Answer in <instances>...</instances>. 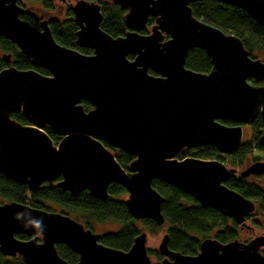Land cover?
<instances>
[{"label": "water", "instance_id": "95a60500", "mask_svg": "<svg viewBox=\"0 0 264 264\" xmlns=\"http://www.w3.org/2000/svg\"><path fill=\"white\" fill-rule=\"evenodd\" d=\"M22 1L0 0V37L48 75L14 66L0 71V175L32 193L49 184L72 196L87 191L101 201L116 184L126 191L124 204L134 220L162 226L164 197L153 187L159 181L243 226L255 207L226 187L235 170L177 156L199 147L236 151L242 127L220 121L251 125L259 116L264 130V86L248 83L264 81V62L252 58L239 38L196 19L189 5L222 3L264 27V0H106L125 11L127 31L117 38L101 29L99 3L68 0L76 46L90 49L88 55L56 43L46 19L38 28L22 19L29 12ZM149 18L154 24L143 34ZM193 49L206 52L208 73L186 68ZM3 58L9 63L8 54ZM81 101L92 109L86 112ZM12 114H21L28 125ZM45 128L60 138L57 144ZM104 143L133 157L127 169ZM240 174H264V165L253 163ZM146 243L140 232L127 251L117 250L66 214L0 204V254L19 256L25 264H68L57 244L77 255L75 264H264V233L247 243L206 238L195 255L169 250L165 233L159 261L150 259Z\"/></svg>", "mask_w": 264, "mask_h": 264}, {"label": "trees", "instance_id": "16d2710c", "mask_svg": "<svg viewBox=\"0 0 264 264\" xmlns=\"http://www.w3.org/2000/svg\"><path fill=\"white\" fill-rule=\"evenodd\" d=\"M99 3L102 6L101 29L113 38L123 36L126 33L123 16L125 11L106 0H88ZM21 3L29 4L34 9L32 12L21 18L38 28L39 18L33 12L53 15L48 17V27L53 39L60 46L74 49L82 54H91L90 49L78 48L76 46L77 26L73 22V15L70 8L61 9L55 0H23ZM22 4V5H23ZM192 15L206 24L218 28L226 34L234 35L243 43L245 49L252 58L260 59L264 56V27L257 25L244 11L239 8L230 7L213 1L194 2L190 5ZM60 9V11H59ZM63 17V18H61ZM154 24L152 18L148 19V26ZM5 54L10 56L7 63L3 58ZM133 56H129L132 59ZM264 62V59H260ZM8 66H14L18 70L34 69L42 75L48 72L40 67H33L28 58L22 55L18 48L10 41L0 37V71ZM186 68L199 72L208 73L211 70L210 59L202 49H193L188 52ZM151 73V72H150ZM152 74V73H151ZM84 110L89 111L92 106L81 101ZM11 118L19 123L26 124L21 114H12ZM255 126L262 129L261 119L256 121ZM54 144L60 138L54 135L50 129L45 130ZM104 145L110 149L116 157L117 162L124 169H127L133 157L114 150L113 147ZM263 147V144H259ZM262 149V148H260ZM204 150L213 151L214 148L206 147ZM184 155L180 157L182 159ZM179 159V160H180ZM153 187L164 197L161 208L164 217V224L167 226L165 233L168 234V249L186 255H195L199 250L202 240L210 237L219 242L227 243L235 240L236 227L228 225V218H225L218 211L198 204L189 194H184L165 183L154 181ZM245 198L254 199L259 204V209L264 210V189L255 188L253 185L245 187L237 185L230 187ZM126 191L119 185L112 184L108 188L109 198L101 201L92 198L87 191L72 196L55 185L44 184L37 192H29L26 186L8 180L0 175V195L7 202H17L28 205L32 208L42 209L49 212L63 213L83 224L86 229L97 232V226L101 224H113L116 229L109 232H99L101 242L108 247L127 251L140 230L138 223L147 225L151 231H157L159 227L149 220L136 221L127 212L124 200L121 198ZM56 207L58 211H55ZM163 224V225H164ZM18 239H27L24 235L16 236ZM58 255L68 264L77 262V255L64 244H57ZM157 260L161 256L157 252H149ZM0 264H25L21 257H4L0 254Z\"/></svg>", "mask_w": 264, "mask_h": 264}, {"label": "rangeland", "instance_id": "374dc122", "mask_svg": "<svg viewBox=\"0 0 264 264\" xmlns=\"http://www.w3.org/2000/svg\"><path fill=\"white\" fill-rule=\"evenodd\" d=\"M97 3V2H96ZM23 4V3H22ZM59 4V11H60V15L63 11V9L65 8H72L73 6V2L72 1H64L62 3H58ZM23 6L25 8L28 9L29 12L34 11V9H32L29 4L24 3ZM63 7V9H62ZM34 15H36L39 18V23L42 20V16L41 14L39 15L36 12H33ZM56 14H51L50 17L55 16ZM63 18V17H61ZM146 31L149 32L150 31V26L146 27ZM260 59H264V56H262ZM264 85V82H263ZM224 125V124H223ZM227 127H232V126H228L225 125ZM261 129H258L257 126H255L254 124L249 128V127H245L243 129V140L247 141L245 142V149L244 152L248 155H250L251 150L253 149V145H256L257 143L260 142V132ZM217 153V152H216ZM214 151H210V150H204V149H197L195 151L190 152V154H184L185 157H191V158H197V159H203V160H214L212 158H220V160H216V161H228L230 162V160H232L231 157L226 156V155H222V154H216ZM254 186L255 188H259L262 190L264 189V186L261 185V183L258 182H252L250 183V186ZM123 200H126L128 198L127 194H124L121 197ZM6 202L4 198L1 197L0 195V204ZM257 205H259L258 203H256ZM54 208L55 211H58V209H56V207L52 206ZM252 219L251 221H248L247 223L252 227V231L253 234H251L250 232H244L242 230H238V228L236 229V237L235 239L241 241V242H245V241H249L251 238L253 239L254 236L264 232V210H261L257 207V209L255 210V212L252 215ZM230 224V226L232 227V224L228 221V225ZM159 229L157 231H151L149 229V227L147 225H142L140 223H138L137 228L140 230V232H145L147 234V249L149 251H153V252H157V247L160 243V240L163 236V234H165L166 230H167V226L164 224L162 226H158ZM116 229V226L113 224H101L97 226V232H109V231H113ZM94 232V231H92ZM139 232V233H140ZM95 233V232H94ZM208 238H212L211 235ZM17 257V256H16ZM19 257V256H18ZM152 261H157L155 260L153 257L150 258Z\"/></svg>", "mask_w": 264, "mask_h": 264}, {"label": "flooded vegetation", "instance_id": "af4514ba", "mask_svg": "<svg viewBox=\"0 0 264 264\" xmlns=\"http://www.w3.org/2000/svg\"><path fill=\"white\" fill-rule=\"evenodd\" d=\"M55 2H57V1H55ZM57 3H59V2H57ZM22 4V3H21ZM41 16H42V20H44V19H46L47 21H48V17L50 16L49 14L47 15V14H45V13H41ZM41 20V21H42ZM147 26H148V23H147ZM38 27H39V20H38ZM151 27H152V25L150 26V29H151ZM127 31V30H126ZM143 34H147L148 32L145 30V31H143L142 32ZM10 62V61H9ZM264 82V81H263ZM263 82L262 83H259V84H257V83H255L252 79H249L248 80V83L250 84V85H252V86H264L263 85ZM92 109V108H91ZM90 109V110H91ZM258 119H261L259 116L257 117V119L251 124V125H247V124H241V125H239V124H236V123H234V122H232V121H220V123H222V124H224V125H228V126H241L242 127V132H243V129L245 128V127H251L253 124L255 125L256 124V121L258 120ZM262 122V121H261ZM24 125H28V123H26V124H24ZM47 128H45V130H46ZM49 129V128H48ZM260 133V142L259 143H257L256 145H253L252 147H253V149L251 150V152H250V155H248V154H246L245 152H244V149H245V142H247V141H244L243 140V133H242V137H241V141H240V146H239V148L236 150V151H234V152H230V153H222V152H219L216 148H214V147H212V148H214V152L216 153V154H222V155H226V156H229V157H231L232 158V160H230V162H228V161H220V163H222L226 168H228V169H233V170H235V172L231 175V177L228 179V181H226V183H225V185H226V187H228L229 189H231L230 187H233L234 185L235 186H237V185H243V186H245V187H248V186H250V183H252V182H258V183H261V185L262 186H264V174H261V175H251V176H248V177H243V176H241V172H243V170L244 169H246L248 166H250L251 164H253V163H256V162H259V163H262L263 165H264V130H263V126H262V129H261V131L259 132ZM263 144V147H259L258 148V145L259 144ZM109 146V145H108ZM111 147V146H110ZM107 148V147H106ZM204 148H206V147H199V148H196V149H191V150H189V149H183L179 154H178V156H177V159H180V157L181 156H183L184 154H190V152H192V151H195V150H197V149H204ZM260 148H262V149H260ZM114 150H117V149H115V148H113ZM110 150V149H109ZM111 151V150H110ZM119 151V150H118ZM112 152V151H111ZM113 153V152H112ZM185 156V155H184ZM184 158H188V157H183L182 159H184ZM212 159H214L215 161L216 160H220V158H212ZM181 160V159H180ZM203 160V159H202ZM219 162V161H218ZM232 190V189H231ZM234 191V190H233ZM244 197V196H243ZM248 199V198H247ZM253 204H254V207H255V209H254V211L250 214V216L249 217H247L246 219H245V221H244V225L242 226V225H237V224H235L234 223V221L231 219V218H228V221L233 225V226H235L236 228H238V230H242V231H244V232H250L251 234H253V231H252V227L247 223L248 221H251V220H253L252 219V215H253V213L255 212V210L257 209V207L259 208V205H257L256 203H257V201L256 200H254V199H249ZM214 210V209H213ZM217 211V210H216ZM219 212V211H218ZM220 214V213H219ZM222 215V214H221ZM223 216V215H222ZM225 218H227V217H225ZM264 232H262V233H260V234H258V235H256V236H259V235H261V234H263ZM147 235V234H146ZM256 236H254V237H256ZM252 239V238H251ZM250 239V240H251ZM235 240H237V239H235ZM249 240V241H250ZM239 241V240H238ZM241 242V241H240ZM248 241H245L244 243H247ZM146 247H147V243H146ZM149 252H151V251H149L148 249H147V254L149 255ZM261 252H262V255H264V247L261 249ZM158 253V252H157ZM159 254V253H158ZM160 255V254H159ZM161 256V255H160ZM149 257L151 258V257H153L155 260H157V258L156 257H154V256H151V255H149ZM161 259H162V256H161ZM161 259H159V260H161ZM159 260H157V261H159Z\"/></svg>", "mask_w": 264, "mask_h": 264}]
</instances>
